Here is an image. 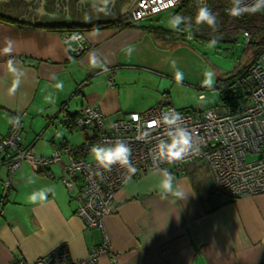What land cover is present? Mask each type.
<instances>
[{
  "label": "crops",
  "instance_id": "1",
  "mask_svg": "<svg viewBox=\"0 0 264 264\" xmlns=\"http://www.w3.org/2000/svg\"><path fill=\"white\" fill-rule=\"evenodd\" d=\"M123 13L111 26L85 30L90 48L71 55L64 31L34 25L20 9L0 6V16L13 21L0 20V49L6 37L15 41L11 56L17 69L10 72L9 56L0 55V136L7 133L11 114L24 112L19 143L48 156L62 144L71 149L84 143L67 118L85 105L99 109L105 126L130 112L171 106L172 72L165 54L170 46L177 50L196 37L143 19L120 25L128 14ZM90 55L96 57L95 66ZM14 78L21 86L13 93ZM60 82L62 90L56 87ZM70 155L63 153L44 174L23 162L7 194V169L0 165V264L33 260L61 243L68 245L71 258L80 259L100 243L99 231L85 228L75 214L78 193L60 181ZM174 176V192L167 198L160 195L164 177L159 170L147 171L115 193L105 217L110 248L98 264H264V194L226 200L200 160L189 161ZM40 192L47 199L32 203L31 195Z\"/></svg>",
  "mask_w": 264,
  "mask_h": 264
},
{
  "label": "built area",
  "instance_id": "2",
  "mask_svg": "<svg viewBox=\"0 0 264 264\" xmlns=\"http://www.w3.org/2000/svg\"><path fill=\"white\" fill-rule=\"evenodd\" d=\"M182 1L134 0L130 13L133 20H142L176 7ZM245 2L251 4L253 0ZM243 6L242 2L240 7ZM230 7L231 0L224 8L226 15ZM243 36L245 44H248L251 34L244 31ZM63 42L71 55H79L90 48L84 31L64 33ZM7 58L16 60L15 56ZM103 70L110 71L107 67ZM248 73L253 84L245 89L242 103L229 106L224 114H215L211 109L179 110L172 106H153L141 112H130L105 126L97 107L83 106L75 127L82 133L84 147L89 152L94 144L111 146L118 140L132 149L131 167L117 164L109 171L99 167L93 158H74L71 155L63 166L60 181L67 190L76 191L80 198L75 214L83 220L85 228L99 231L101 241L84 258H71L68 245L61 243L33 260L19 258L12 260L11 264H98V258L110 248L105 217L115 193L125 183L147 171L168 169L176 175L184 171L189 161L200 160L210 169L216 191L226 200L264 194V48L249 64ZM107 82L112 84L111 76ZM172 110L181 114L183 119L177 124L190 131L196 144L182 161L167 163L156 158V145L161 139L167 140L165 132L168 126L159 121L171 119L174 115ZM23 116L24 112L12 113L7 133L0 136V165L7 169L3 180L4 194L12 188V175L23 162L39 169L58 162L63 153L71 151L62 144L50 155L40 156L33 147L22 146L19 141L24 129ZM15 117H19L18 125L13 119Z\"/></svg>",
  "mask_w": 264,
  "mask_h": 264
},
{
  "label": "rangeland",
  "instance_id": "3",
  "mask_svg": "<svg viewBox=\"0 0 264 264\" xmlns=\"http://www.w3.org/2000/svg\"><path fill=\"white\" fill-rule=\"evenodd\" d=\"M133 2L134 0H129L123 14L131 11ZM198 5H204V0H199ZM176 8L167 9L143 20L155 22L154 24L160 28L191 32L189 24L192 22V16L179 14L177 23V15L173 16ZM213 40L216 41L215 44H212ZM256 41L258 37L251 35L250 43L247 45L243 34L237 33L231 41H224L219 35L212 40L199 36L190 38L185 46L177 50L173 48L174 46H170V50L165 54L169 56L167 69L172 72L170 105L176 109L183 107L194 110L211 109L215 114H224L229 106L241 104L245 89L239 83V74L253 60L258 50V45L254 44ZM206 71L215 74L212 88L202 86ZM175 73L180 75L175 78ZM199 94L202 96L199 97ZM87 158L92 159L91 155Z\"/></svg>",
  "mask_w": 264,
  "mask_h": 264
},
{
  "label": "clouds",
  "instance_id": "4",
  "mask_svg": "<svg viewBox=\"0 0 264 264\" xmlns=\"http://www.w3.org/2000/svg\"><path fill=\"white\" fill-rule=\"evenodd\" d=\"M244 3L243 7H240L241 3ZM264 11V0H253L251 4L245 2V0H231V7L228 8L227 14L233 18L242 17L244 14H255L257 12ZM179 14H177V23L179 22ZM196 24H207L209 27L216 29L218 26V14L214 13L207 4L204 6H197L195 15ZM216 41L213 40L212 44ZM15 41L10 38H5V46L0 49V55L11 56L14 52ZM90 64L96 65L95 55H90ZM174 63V61H173ZM8 70L15 73L17 69L14 66V59L7 61ZM179 73H175V78L179 76ZM205 79L202 82V86L206 88H212L215 79L214 72L206 71ZM21 86L19 78H14L12 81L11 91L14 93ZM63 82H60L56 87L60 90L63 89ZM174 113L171 119L165 118L162 122L168 126V130L165 132L166 139H161L156 145V158L160 161L167 163H175L185 159L194 149L196 141L193 135L184 126L178 125L177 121H182V116L179 112L172 110ZM15 123L19 124V117L13 118ZM90 154L93 160L99 167L111 170L113 165L119 164L120 166L131 167L130 157L132 149L130 146L122 140H118L114 145L107 146L101 144H94L90 148ZM134 172L135 169L133 168ZM163 173V179L159 182L160 195L163 198L174 192L175 176L168 169H161ZM175 195L178 197H185V193L179 190H175ZM46 200L47 193H33L30 197L32 203L36 201Z\"/></svg>",
  "mask_w": 264,
  "mask_h": 264
},
{
  "label": "trees",
  "instance_id": "5",
  "mask_svg": "<svg viewBox=\"0 0 264 264\" xmlns=\"http://www.w3.org/2000/svg\"><path fill=\"white\" fill-rule=\"evenodd\" d=\"M198 2L199 0H183L180 4L176 6L177 8L173 12V16H176L177 14L192 16L193 18L192 22L191 24H189L191 26L190 27L191 32L187 31L189 35L196 38L200 36L203 39H210V40L216 38V35H219L222 37V40L231 41L234 39L235 34L237 33L243 34L244 31H247L251 35H255L258 37V41L254 43L258 45V50H256L254 57H256L258 53L262 50V48H264V11L257 12L255 14H244L242 17L233 18L224 13V8L230 3V0H204V5L207 4V6L210 9H212L214 13L218 14V26L216 29H213L209 27L207 24L195 23L197 6H204V5H198ZM0 20L13 22L10 18H6L3 16H0ZM131 23L133 22H132V15L130 13L126 14L119 20L120 25H130ZM111 25H112L111 23H108V24H95L92 26H76V25L49 26L48 25L44 27L50 30L64 31L66 33L70 31H85L93 28H98L102 26H111ZM216 32L217 34L215 35ZM249 64L245 66L239 74V83L244 87V89H247L249 86L253 84L252 77L248 73ZM219 94L221 98L224 100L221 91H219ZM160 106H167V105H160ZM77 115L75 117L71 116L67 118V123L69 125L72 124L73 128H76L75 121ZM70 150H71L70 154L74 158H79V157L86 158L90 155V152L84 147V144L76 148H71ZM44 169L45 167L39 168L38 169L39 173L44 174Z\"/></svg>",
  "mask_w": 264,
  "mask_h": 264
},
{
  "label": "flooded vegetation",
  "instance_id": "6",
  "mask_svg": "<svg viewBox=\"0 0 264 264\" xmlns=\"http://www.w3.org/2000/svg\"><path fill=\"white\" fill-rule=\"evenodd\" d=\"M3 5L20 9L26 20L41 26H92L118 19L107 4L90 6L87 1L81 4L78 0H0V6Z\"/></svg>",
  "mask_w": 264,
  "mask_h": 264
},
{
  "label": "water",
  "instance_id": "7",
  "mask_svg": "<svg viewBox=\"0 0 264 264\" xmlns=\"http://www.w3.org/2000/svg\"><path fill=\"white\" fill-rule=\"evenodd\" d=\"M7 1V0H5ZM88 2L90 6H92L94 3L101 5V4H107L109 6V10L112 11L113 15L119 16L124 11V7L129 2V0H121L116 5L117 0H78L79 3H85ZM112 7H115L114 9Z\"/></svg>",
  "mask_w": 264,
  "mask_h": 264
}]
</instances>
